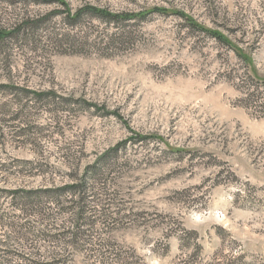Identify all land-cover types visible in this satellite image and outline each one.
<instances>
[{"label":"rangeland","instance_id":"374dc122","mask_svg":"<svg viewBox=\"0 0 264 264\" xmlns=\"http://www.w3.org/2000/svg\"><path fill=\"white\" fill-rule=\"evenodd\" d=\"M38 261L264 264V0H0V264Z\"/></svg>","mask_w":264,"mask_h":264},{"label":"trees","instance_id":"16d2710c","mask_svg":"<svg viewBox=\"0 0 264 264\" xmlns=\"http://www.w3.org/2000/svg\"><path fill=\"white\" fill-rule=\"evenodd\" d=\"M83 10V9H82ZM80 10L78 13H77V17L80 16V12L82 11ZM92 11V13L94 14H97V15H101V16H105L106 18H109V19H123L125 20L126 18H129V17H126V16H122L120 14H112V13H107L105 11H102V10H99L97 8H90L89 9H86L84 11ZM75 186H67V187H62V188H59V189H37V190H16V191H12L13 193V199L16 201V200H22L25 202L26 205L30 204L31 207L30 209L33 210L35 208H39L41 206L40 203L42 202V198H43V194H50L49 197H53L54 194H59V193H63L64 192H70L72 188H74ZM18 257H20L21 259H25V260H28L29 258L25 255V254H18ZM30 257V256H29ZM50 259H55L54 257L50 258ZM56 261V260H54ZM39 264H49V263H52V262H46V261H42V262H39Z\"/></svg>","mask_w":264,"mask_h":264}]
</instances>
